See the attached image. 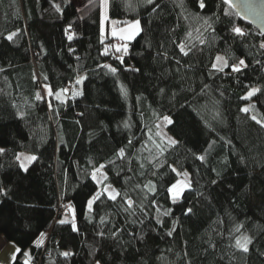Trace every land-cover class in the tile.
Returning <instances> with one entry per match:
<instances>
[{
  "label": "trees",
  "instance_id": "1",
  "mask_svg": "<svg viewBox=\"0 0 264 264\" xmlns=\"http://www.w3.org/2000/svg\"><path fill=\"white\" fill-rule=\"evenodd\" d=\"M204 4L108 0L117 25L140 21L125 54L101 35L99 0H0V235L19 249L12 264H264V128L252 119L264 120V35L224 0ZM239 59L248 67L232 72ZM165 116L174 145L158 135ZM19 153L37 157L27 171ZM98 168L119 195L90 211ZM178 172L190 186L172 198ZM242 235L249 253L235 247Z\"/></svg>",
  "mask_w": 264,
  "mask_h": 264
},
{
  "label": "snow or ice",
  "instance_id": "2",
  "mask_svg": "<svg viewBox=\"0 0 264 264\" xmlns=\"http://www.w3.org/2000/svg\"><path fill=\"white\" fill-rule=\"evenodd\" d=\"M144 2L147 3V4H153V3L155 2V0H144ZM224 3H225V4H228L229 7H232L231 0H224ZM101 6H102L103 8L106 9V8L108 7V0H101ZM199 6H200L201 9H203V8L205 7L204 0H200V5H199ZM248 7L251 8L252 6H251V5H248ZM56 10H57V11H60L59 6H56ZM103 19H107V17L105 16V17H103ZM103 19H102V22H101L102 24H103ZM205 23H206V24L208 23L207 20L205 21ZM130 28L132 29V31H131L130 34L128 35V37H127L128 39H132L135 35L139 34V32L141 31L140 21H139V20L134 21V22L130 25ZM101 31L103 32V27L101 28ZM122 31H127V29H124V30H122ZM232 31H233L237 36H240V37L245 36V32H244V30H243L242 28H240V27H233ZM15 35H16V33H11L10 35L7 36V39H8L9 41H11V40H13V37H14ZM113 35H116L115 30H113ZM72 38H73L72 35H69V36H68V39H69V40H71ZM200 42H201V44L204 43L203 40H201ZM259 47H260L261 49H264V43H261V44L259 45ZM179 48H180V51L184 53V55H187V54H188V53L185 51V46H184L183 44L179 45ZM116 50H117V51H120L119 48H117ZM127 51H128L127 47H124L123 52H124L125 54H127ZM105 52H107V49L105 50ZM215 59H216V63H214V64L212 65V67H213V68H216L218 71L223 72L225 68H228V67L230 66L228 60H226L223 56H217ZM121 62H123L122 57H121ZM104 67L109 68L108 65H104ZM247 67H248V65L246 64L245 60H244V59H239L238 63H235V64H232V65H231V70H232V72H241L244 68H247ZM109 70H110L112 73H116V71H117V69L114 68V67L109 68ZM134 70H135V69H134ZM81 82H82V78L77 80V83H78V84L81 83ZM45 87H47V86H45ZM63 91H67V89H64ZM121 91H122V93H123L125 96L127 95V91H126V89L121 88ZM161 91L163 92V89H161ZM259 91H260V89L253 88V89H251V90H249V91L247 92V95H246V97H244V98H245V99H251V98H252L253 96H255ZM78 94H79V93H76V92L73 93V95H78ZM48 95H52V91H51V89H48ZM56 97H57V99H59V98H60V93H56ZM36 99H37V100L42 99V97L40 96L39 93L37 94ZM253 107H254V106H253ZM249 110H250L249 108H243V109H241V111H243V112H245V113L249 112ZM252 119H253L258 125H260L261 128H264V120H258V119H256L255 116H253ZM164 121H165L166 123H168V124H171V123H172V121H171L167 116L164 117ZM125 127H127V124L125 125ZM157 127H160V126L157 125ZM158 135H159V133H158ZM168 143L174 145V144H176V141H175V140H171V139H169V140H168ZM3 152H4V149L0 148V153H3ZM119 155H120L121 157H123V155H124L123 150L120 151ZM197 158L200 159L201 161L204 160V157H203V156H199V157H197ZM36 159H37V157L34 156V155H33V156H23L22 154H20V155H17V156H16V160H17V161H20V167H21L22 169H24L25 171H27V166H28V164H30L31 162L35 161ZM97 171H99V169H97ZM173 171H175V169H173ZM184 175L187 176V173H185ZM95 178H96V177H95V174H93V179H95ZM106 178H107V177H105V179H106ZM189 186H190V185L187 184V183H185V184L183 185V187H189ZM180 187H181L180 182H177V184H173V185L168 189V191L171 192V193H173L174 198H175V197H177V196L180 195V191L177 190V189H179ZM106 191H107V189H106ZM150 191H154V186L150 188ZM0 194H6V193H5V190L2 189V188H0ZM118 195H119V193H116V192L113 190L112 192H110V193L108 194V198H109L110 200L115 201ZM98 198H99V193L97 194L96 197L93 198V200H89V201H88V208H89L90 211H91V209H92L93 201H94L95 199H98ZM174 202H175V199H174ZM127 204H128V207H129V208L132 207V201H131V200H128V201H127ZM188 211L190 212L191 209H189ZM164 215H168V213L165 212ZM102 222H103V219H102ZM59 223H60V224H64V223H66V221H65V220H60ZM72 228H73V230L75 231V230H76V225L73 224V225H72ZM173 230H175V229L173 228ZM236 231H240V228L237 227ZM42 235H43V234H42ZM100 235H103V233H100ZM168 235L171 236V235H172V232L169 231V232H168ZM113 236H115V233H113ZM38 243H39V242H38ZM252 244H253V240H252V238H250L249 236H246V235H242V236H240V237L237 238L236 241H235V247H236L238 250L242 251L243 253H249V251H250L249 246L252 245ZM17 251H19V249H18ZM25 255H27V254H25ZM62 255L65 256V257H68L69 255H71V253H69V252H64V253H62Z\"/></svg>",
  "mask_w": 264,
  "mask_h": 264
},
{
  "label": "rangeland",
  "instance_id": "3",
  "mask_svg": "<svg viewBox=\"0 0 264 264\" xmlns=\"http://www.w3.org/2000/svg\"><path fill=\"white\" fill-rule=\"evenodd\" d=\"M88 0H76L75 1V4L76 6L78 7H81L83 5H85L87 3ZM99 4H100V22H102V19L103 17H107V19H103V24L101 23V28L103 27V32L101 31V35L103 38H111L113 39V42H112V46L111 48H113L114 50H116L117 48H119L120 50H123L124 47H127V43L132 41L137 35H135L132 39H128V35L130 34V32L132 31V29L130 28V25L134 22H129V23H126L124 25H117V23L113 20H110L109 17H108V7L105 9L101 6V0H99ZM137 21V20H135ZM124 29H127V31H122ZM113 30H115L116 32V35H113ZM117 51V50H116ZM217 56H221V55H217ZM216 56V57H217ZM215 57V58H216ZM216 63V59H215V62ZM216 69V68H214ZM253 89V88H252ZM257 89V88H256ZM40 94V96L43 98V92L39 91L38 92ZM247 95V94H246ZM246 97V96H245ZM245 108H249V106H245ZM258 119V118H256ZM168 125V123H166L163 120L160 121L159 123V135L160 137L166 141L168 143V140L171 139V140H174L169 134H167V132L165 131V128L166 126ZM22 154L23 156H33V155H30V154H25V153H19L18 155ZM20 163V161H19ZM30 164H28L29 166ZM27 166V167H28ZM99 171L95 170L93 172V174H95V183L97 184L98 186V189H97V192L89 199V200H93L94 197L97 196V194L99 193L100 194H105L107 197H108V194L110 192H112L113 190L117 193V191L111 187V186H104V179H105V176H104V173L102 171V168H98ZM24 170V169H23ZM187 173V172H178V178L177 180L173 183V184H177V182H180V185L181 187L179 189H177L178 191H180V195L182 194V192L186 189H188L189 187H183V185L185 183L189 184V177H188V173H187V176H185L184 174ZM93 174H92V177H93ZM172 184V185H173ZM171 185V186H172ZM170 186V187H171ZM169 187V188H170ZM107 189V191H106ZM169 195L174 198V195L173 193L169 192ZM177 196L175 198H178L180 197ZM96 200V199H95ZM94 200V201H95ZM93 201V203H94ZM93 205V204H92ZM87 208H88V204H87ZM89 209V208H88ZM73 215V209L69 206L67 209H66V213L64 214V218H68L70 216ZM95 264H99V263H95Z\"/></svg>",
  "mask_w": 264,
  "mask_h": 264
},
{
  "label": "water",
  "instance_id": "4",
  "mask_svg": "<svg viewBox=\"0 0 264 264\" xmlns=\"http://www.w3.org/2000/svg\"><path fill=\"white\" fill-rule=\"evenodd\" d=\"M231 4L238 16L264 35V0H231Z\"/></svg>",
  "mask_w": 264,
  "mask_h": 264
},
{
  "label": "crops",
  "instance_id": "5",
  "mask_svg": "<svg viewBox=\"0 0 264 264\" xmlns=\"http://www.w3.org/2000/svg\"><path fill=\"white\" fill-rule=\"evenodd\" d=\"M75 1L76 0H73L74 4H75ZM17 250L18 248L15 244L11 242H7L0 235V264H12L18 252Z\"/></svg>",
  "mask_w": 264,
  "mask_h": 264
}]
</instances>
